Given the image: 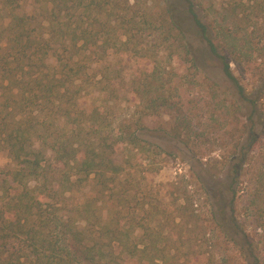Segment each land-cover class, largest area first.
I'll list each match as a JSON object with an SVG mask.
<instances>
[{
    "label": "rangeland",
    "instance_id": "1",
    "mask_svg": "<svg viewBox=\"0 0 264 264\" xmlns=\"http://www.w3.org/2000/svg\"><path fill=\"white\" fill-rule=\"evenodd\" d=\"M192 1L207 38L218 49L226 46L233 52L221 53L227 54L244 97L223 76L200 30L184 16L185 2L108 0L105 7L127 8L136 37L130 52L115 54L108 73L110 80L115 78V93H106L104 85L87 91L105 119L104 134L129 125L149 144L145 155L117 147L115 163L125 167L122 183L131 190L128 209L124 207L128 214L123 213L120 226L130 227L138 249L147 246L140 264H151L150 259L154 264H253L248 244L257 264H264V11L255 8L264 0H243L244 7L237 6L240 0ZM35 8L33 0H22L15 12L31 14ZM166 9L183 24L195 69L179 61L181 37L178 42L175 32L169 38L164 35ZM100 17L84 20L94 24ZM108 59L111 63V56ZM109 63L92 64L89 81L100 65ZM143 90L149 99L161 95L163 100L146 109L137 95ZM11 168L0 145V172ZM91 187V182L83 183L67 205L89 200L103 223L114 207L106 199L94 202ZM189 196L192 204L186 201ZM97 230L92 228L91 240L100 244L103 255L114 256L111 235L98 240Z\"/></svg>",
    "mask_w": 264,
    "mask_h": 264
},
{
    "label": "trees",
    "instance_id": "2",
    "mask_svg": "<svg viewBox=\"0 0 264 264\" xmlns=\"http://www.w3.org/2000/svg\"><path fill=\"white\" fill-rule=\"evenodd\" d=\"M176 1L185 2L184 16L200 30L223 76L244 97L245 90L233 75L227 54L221 53L225 49L231 55L233 52L226 46L218 49L207 38L208 31L199 22L192 0ZM33 2L41 12L35 8L31 14L19 15L15 11L22 7V0H0V145L12 163L11 169L0 172V264H140L147 246L138 249L130 227L120 226L123 213L128 214L124 207L128 209L131 190L122 183L126 170L115 163L114 156L117 147L145 155L149 144L129 125L104 134L105 119L87 91L104 85L106 93H115V78L108 77L115 54L130 52L136 37L129 10L116 4L105 8L108 0ZM262 3L255 8L264 11ZM237 6L244 7L245 2L240 0ZM92 16L101 17L94 24L85 22L84 18ZM165 16L164 35L169 38L175 32L178 42L181 37L179 61L195 69L196 58L183 37L182 22L174 18L171 9L165 10ZM105 61L107 67L100 65L89 81L91 65ZM155 73L153 70L150 76ZM147 93L137 92L146 109L163 100L161 95L149 99ZM249 135H254L251 128ZM237 173L235 169L232 182ZM88 182L94 202L106 199L114 207L103 223L89 200L67 205L74 192ZM231 192L233 210L234 190ZM66 194L70 196L66 198ZM187 198L192 204L191 197ZM94 226L98 227V240L111 235L115 258L112 252L103 255L100 244L91 240ZM248 251L257 264L252 244ZM150 263L154 264L152 259Z\"/></svg>",
    "mask_w": 264,
    "mask_h": 264
}]
</instances>
